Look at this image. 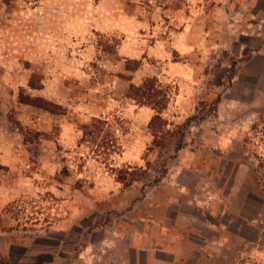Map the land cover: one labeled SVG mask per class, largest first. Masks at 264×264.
<instances>
[{
    "label": "rangeland",
    "instance_id": "rangeland-1",
    "mask_svg": "<svg viewBox=\"0 0 264 264\" xmlns=\"http://www.w3.org/2000/svg\"><path fill=\"white\" fill-rule=\"evenodd\" d=\"M0 264H264V0H0Z\"/></svg>",
    "mask_w": 264,
    "mask_h": 264
},
{
    "label": "trees",
    "instance_id": "trees-1",
    "mask_svg": "<svg viewBox=\"0 0 264 264\" xmlns=\"http://www.w3.org/2000/svg\"><path fill=\"white\" fill-rule=\"evenodd\" d=\"M130 99L136 101L137 104L144 106H152L156 111V115L152 118L149 128L154 137L152 149L161 147L167 148L166 143L169 142L171 132L166 131L167 123L163 119L162 114L168 105V94L162 90L156 79H147L141 86L131 85L128 95ZM114 125L104 119L94 118L88 124L82 127V138L79 145L87 146L92 153L99 157L104 164H109L115 154L119 153L121 147L114 133ZM182 148L181 141H177L175 151ZM108 166V165H107ZM149 167V166H148ZM112 171L118 182L128 188L135 183L141 181L144 176L152 173L150 170L141 168H132L129 166L122 168H109ZM166 169L162 168L155 171V182H159L160 178L164 177Z\"/></svg>",
    "mask_w": 264,
    "mask_h": 264
}]
</instances>
